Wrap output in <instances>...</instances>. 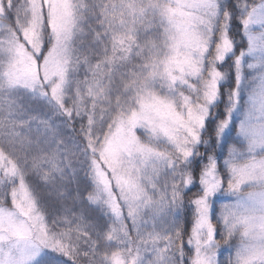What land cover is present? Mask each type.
<instances>
[{"label":"snow or ice","instance_id":"snow-or-ice-1","mask_svg":"<svg viewBox=\"0 0 264 264\" xmlns=\"http://www.w3.org/2000/svg\"><path fill=\"white\" fill-rule=\"evenodd\" d=\"M0 264H264V0H0Z\"/></svg>","mask_w":264,"mask_h":264},{"label":"rangeland","instance_id":"rangeland-1","mask_svg":"<svg viewBox=\"0 0 264 264\" xmlns=\"http://www.w3.org/2000/svg\"><path fill=\"white\" fill-rule=\"evenodd\" d=\"M224 202H227V201H224ZM217 210L219 211V204L217 205ZM223 259H226L227 258V253L224 254V256L222 257Z\"/></svg>","mask_w":264,"mask_h":264}]
</instances>
